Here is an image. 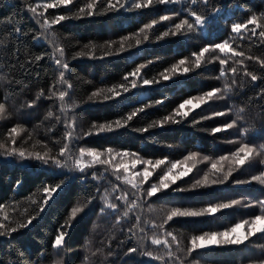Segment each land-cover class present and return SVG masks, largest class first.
Listing matches in <instances>:
<instances>
[{
	"label": "trees",
	"instance_id": "trees-1",
	"mask_svg": "<svg viewBox=\"0 0 264 264\" xmlns=\"http://www.w3.org/2000/svg\"><path fill=\"white\" fill-rule=\"evenodd\" d=\"M49 2L53 0H0V76L4 77L0 80V103H4L6 108V118L0 120V142L6 141L11 146L8 134L17 125L22 131L16 138V146L22 147L26 152L43 153L51 149L50 154L55 155L65 142V115L60 112L59 101L55 97L48 98L49 89L53 88L59 72L52 55L54 46L64 49V59L69 64L66 77L73 87L68 90L70 109L67 118L75 121L77 134L87 131L93 123L113 121L133 108L163 101L139 114L128 129L72 141L71 156L77 155L80 147L101 151L111 147L115 150L134 151L152 160L167 158L169 161H177L191 151L201 153L200 160L204 156L218 158L238 147V144L229 141L241 139L239 131L243 128L249 130L248 139L256 144L264 142V67L259 63V60H264V42L257 37L249 39L250 33L244 38L237 37L232 42L237 51L245 52L242 65L235 64V60L241 59L237 57L226 66H236L239 69L233 91L223 100L210 101L194 110L184 123L154 129L148 133L133 130L168 115L184 99L203 94L215 87H223L225 78L217 79L220 65L218 60L213 59L220 55L218 51L205 54L206 59L211 62L171 81L151 86L141 85L107 103L88 101V96L93 91L122 82L126 73L149 60L154 63L149 64L142 72L151 78L181 58L191 59V54L198 52L206 44L220 43L235 36L231 33V24L245 22L253 14L264 15V0H211V6L200 3L192 5L193 10L209 17L206 24L188 35L159 41L156 37L181 19H194L184 10L187 5H159L150 10H120L105 15L68 19L40 36L42 30L37 20L42 22L43 18L34 17L28 7ZM85 2L86 0H74L67 7L48 9L44 17L51 20L56 15H71ZM37 11L44 10L38 8ZM177 12L178 16L175 15ZM161 15H168L172 19L156 26L149 43L104 59L75 55L85 45H103L105 41L119 42L121 37L136 33L143 24L153 18L158 19ZM251 27L253 26L249 25ZM17 28L21 30L17 32ZM36 55L43 58L35 61ZM247 56H252L253 59L248 60ZM245 70L260 78L252 82L250 76L244 75ZM231 80L232 74L229 72L227 82L231 83ZM65 88L66 85H56L54 90ZM41 91L43 95L37 99ZM33 101V106L28 107ZM73 104L75 108L71 107ZM240 109L244 111L240 113L242 119L238 122V129H225L211 134L212 128L222 127L236 119ZM49 111L53 113L52 117H47ZM217 111H223L225 115L203 120L193 126V118L200 120L202 115L209 116ZM56 116L61 117V122L56 121ZM71 156L62 158L67 159L68 166L58 169L51 164L44 165L39 161L21 160L0 154V205L3 206L0 218L7 214L9 220L6 223L11 226L37 215V205L32 201L42 203L44 186L64 181L62 189L53 194L45 211L31 225L12 234L10 238L0 237V264H165L164 261L143 254L151 251L154 255H159L165 251L162 245L151 244L153 232L160 233V230L151 229L145 221L161 223L165 213L174 206L199 208L232 199H245L247 202L264 199V187L255 183L236 185L231 182V179H246L252 174H258L260 166L257 164L234 173L233 178L223 185L183 193L165 190L164 194L141 200L142 206L118 223L117 217L121 216L125 205L122 201L115 200V197L125 191L131 194L133 190L130 185L116 180L100 166L89 169L87 173L73 170ZM208 166L207 162L198 163L192 173L177 181V185L173 187H188L204 175ZM137 168L142 169V166L138 165ZM93 171L98 176L102 175V178L93 179ZM159 174L158 170L149 182H158ZM113 186H118V191L111 192L110 199L120 206V210L116 213L110 210L101 213L99 209L103 206V201L100 197L105 189L111 191ZM147 186L146 184L145 188ZM86 201L89 206L78 214L68 230L65 245L57 253L52 244L60 225L70 216L74 206L83 205ZM258 213L257 207H237L225 210L215 217L174 219L165 225V230L177 235L184 247L191 235L224 230ZM136 216L140 217V227L145 228V233L137 228L136 237L129 239V228L136 224ZM259 236L260 234L251 238L246 246L202 250L193 256L200 264H255L258 259L264 258V252L259 248V245L264 244V239ZM168 239L171 242V238ZM132 247L137 248V251L129 253L128 249Z\"/></svg>",
	"mask_w": 264,
	"mask_h": 264
},
{
	"label": "snow or ice",
	"instance_id": "snow-or-ice-1",
	"mask_svg": "<svg viewBox=\"0 0 264 264\" xmlns=\"http://www.w3.org/2000/svg\"><path fill=\"white\" fill-rule=\"evenodd\" d=\"M27 2V0H25ZM74 0H53V2L36 4L34 6L29 5L28 11L31 12L34 17L43 18L42 22L38 19L40 29V36H44L49 33L55 25L60 24L62 21L68 19H81L84 17H92L94 15H105L108 12H118L125 10L127 12H133L138 10H150L159 5H172V4H185L187 7L184 9L188 12L193 20L188 18L181 19L178 23H175L171 27L160 33L156 40H163L169 37H177L188 35L189 33L196 32L200 27L204 26L208 20V16L198 13L192 9V5L198 3L211 6V0H86L83 6L79 7L78 11L71 15L60 14L49 20L44 17V13L48 9H55L61 6L67 7L72 5ZM214 7V6H213ZM38 8H43L44 11L38 12ZM69 11H71L69 9ZM175 15H179L177 12ZM172 17L168 15H161L158 19L153 18L149 22L143 24L139 30L129 36L121 37L119 42L105 41L103 45H96L94 43L85 45L84 49L77 52V57L89 56L91 58L104 59L107 57L120 55L129 49L134 47H140L146 43L151 42L150 36L156 26L164 21L171 20ZM249 25L253 27L249 28ZM259 29V32H257ZM21 29L17 28L19 32ZM231 33L235 36H230L223 42L215 44H206L201 47L198 52L191 54V59L188 57L179 59L176 63H173L170 67L164 69L157 76L151 78L147 77L142 72L149 64L154 61L149 60L145 64L136 66L132 71L126 73L122 82L105 86L96 89L88 96V101L91 103H107L115 101L120 98L124 93L130 92L132 89L141 85L151 86L154 84H160L164 81H171L174 78L182 75L189 74L200 69L202 66L211 62L210 59H206L205 54L218 53L213 59L218 60L220 65V72L217 79L225 78L223 87H215L210 91H206L203 94L191 96L188 99H184L176 108L172 110L168 115L151 121L146 125L133 129L140 133H148L154 129H162L170 125L184 123L189 115L196 109H200L202 105L208 104L213 100H223L233 91V87L236 84V74L239 69L236 66L230 68L226 67L230 60L234 58H241L235 60V64H243L245 58L244 51H237L233 47V43L237 37L244 38L248 33L251 34L248 38L257 37L261 42H264V15H251L245 22H234L231 24ZM39 39V37H34ZM100 53L98 56L97 53ZM58 54V55H57ZM52 55L55 57L54 63L59 69L58 79L55 81L53 88L49 89V99L55 97L59 101L60 112L65 115L63 120L65 126L64 143L60 147L58 153L55 155L50 154L51 149L41 153L40 151L26 152L22 147L16 146V138L19 136L22 129L19 125L11 128L8 136L11 146L8 142H0V154L6 157H18L21 160L31 159L39 161L44 165L51 164L52 166L63 169L68 166L66 156H71V142L74 140L83 139L84 137H90L93 135H101L107 133H113L121 129H128L131 127V122L141 113H145L147 109L155 107L158 104H162L163 101H155L153 104H145L126 113L118 119L113 121H105L100 123H93L87 131H83L81 134L76 133L75 121L67 118V113L70 109L67 98L69 97V91L72 89V83L67 79L66 72L69 69V64L65 61V52L62 47L54 46ZM43 57L36 55L35 61H40ZM246 59L252 60V56H247ZM259 60V58H256ZM259 63L264 67V60H259ZM232 74L231 83L227 82V74ZM245 76H250L251 81L258 80L256 74L245 70ZM4 77L0 76V80ZM56 85H66L64 90H54ZM43 95V91L38 95L37 99ZM35 101L29 103L27 106L32 107ZM75 108V105H71ZM229 111H231L229 109ZM244 109H240L237 113L236 119L231 120L224 124L222 127H214L211 129V134L220 133L225 129H238L239 121L242 119L240 113ZM225 112L217 111L209 116H201L200 120L193 118L192 124L195 126L203 120L211 119L213 117L224 116ZM53 113L48 112L47 117H52ZM46 117V118H47ZM6 118V108L4 103H0V120ZM56 121L61 122V117L56 116ZM239 135L241 139L236 141H229V143L238 144V147L234 151L228 154L219 156L218 158H210L204 156L202 160L199 159L201 153L197 151H191L185 155L181 160L169 161L167 158L163 159H146L140 156L139 153L128 150H115L111 147L104 149L103 151L95 148L80 147L78 154L71 156L72 169L79 171L80 173H87L89 169H95L97 166L103 167L104 172L110 173L118 181L126 185H130L133 190L131 194L127 191L122 192L121 195L115 197V200H120L125 205V208L121 216L117 217L119 223L122 218H127L129 214L136 208L141 207V200L155 197L157 194H164L165 190H171L173 193L194 192L203 188H208L213 185H223L233 178L234 173L241 171L245 168H252L254 165H259L260 170L258 174H252L246 179H231V182L236 185H251L255 183L258 186L264 187V142L256 144L252 140L248 139L249 130L247 128L240 129ZM46 147V145H45ZM171 147V145H168ZM209 164L208 170L204 172V175L200 179H196L188 187H173L177 185V181L187 177L194 169L197 168L198 163ZM141 165L142 169H138L137 166ZM160 171L158 175V182L150 183V178L154 173ZM93 179L102 178L98 176L95 171L91 173ZM19 181L17 186H19ZM148 185L145 188V185ZM64 186V181L55 183L51 186H44L42 188L43 198L42 203L37 204V201L33 200L32 203L37 205V215H33L27 219L26 222L16 223V226H11L6 223L9 220L7 214L0 218V237L10 238L12 234L17 233L19 230L27 228L38 218L40 213L45 211V207L49 205V202L53 199V194L58 193ZM118 191V186H113L111 191L105 189L104 194L100 197L103 201V206L99 209L101 213L106 210H110L112 213H116L120 210V206L110 199L111 192ZM131 196V199H130ZM95 199V197H93ZM89 204L86 201L83 205L78 204L71 209L70 216L60 225L58 234L54 237L52 244L53 249L60 252L65 245V238L68 234L72 223L77 219L78 214L83 213ZM237 207H257L259 213L251 216L249 219H243L224 230L207 231L199 235H191L188 239L186 246L182 247L177 235L172 231H166L165 225L174 219L180 218H206L215 217L217 214L224 212L225 210L234 209ZM0 211H3V206L0 205ZM151 229H159L160 233L153 232L150 237L152 245L163 246L164 253L154 255L151 251H146L143 254L154 259L164 261L165 264H200V261L195 259L193 254L202 250H210L214 248H229L246 246L251 238L257 237L264 239V199H258L253 202H247L245 199H232L230 201H220L217 203L207 204L205 206L196 207H171L164 215L162 222L157 224L155 222L145 221ZM139 229L140 232L145 233V228L140 227V217L136 216V224L129 228L131 236L129 239L136 237L135 229ZM171 238V242L168 238ZM143 239V237H141ZM259 248L264 252V244L259 245ZM137 248L132 247L128 249L129 253H134ZM191 258V259H189ZM255 264H264V258L258 259Z\"/></svg>",
	"mask_w": 264,
	"mask_h": 264
}]
</instances>
